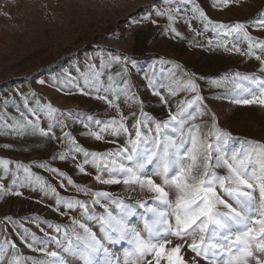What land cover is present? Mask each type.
Instances as JSON below:
<instances>
[{"label":"snow or ice","instance_id":"6c2138e0","mask_svg":"<svg viewBox=\"0 0 264 264\" xmlns=\"http://www.w3.org/2000/svg\"><path fill=\"white\" fill-rule=\"evenodd\" d=\"M230 2L231 0H212V6L219 9ZM160 4L162 7L152 5L146 9V14L141 15L140 20L130 18L127 23L151 21L155 24V13L156 17H166L169 21L168 30L175 36H181L173 25L183 20L191 27V20H197L203 26L202 31L195 32L197 36L212 31L217 38H222L217 40L216 47L223 48L225 52L254 57L260 61L261 71H264V56L256 51L259 49V53L264 54V41L253 38L247 31L246 24L216 23L196 0H160ZM253 26L257 31H264V13L254 20ZM228 38H231L230 47ZM240 39L247 42L246 51L238 46L237 41ZM207 43L211 47L213 41L209 39ZM96 59L100 61L99 66L92 58H88L85 61L86 71H81L77 66L75 71L78 75L73 76L71 72L64 70L57 77V81L63 80L66 85L76 87L81 94L93 95L94 99L115 109L118 119L94 121L97 125L102 124L99 131H92L87 123L83 126L89 129L88 135L97 141L104 139L102 133L108 129H111L109 134L112 136L124 135L126 143L123 147L114 152L95 153L76 144L70 133L65 132L58 137L54 131L56 126L59 124L61 131L66 127L53 116L58 109L51 104L42 107L39 101L34 107L30 106L23 93L20 94L22 107L14 103L18 118L9 121L0 116V134L18 137L31 134L70 144L67 152L60 153L54 159L65 161L71 155V159L75 161L76 155L82 154L84 162L77 164L78 170L88 175L84 165L91 164L96 168L94 179L98 183L123 184L130 191L139 189L152 193L153 204L145 202L138 205L151 213V217L141 218V230L133 222L137 215L136 206L125 204L121 200H111L107 192L93 193L87 188L76 186L71 178L65 177L58 169L43 163L38 165L61 178L60 187H65L63 181L66 179L67 184L75 186L78 192L92 195L94 199L91 205H99L103 213L89 212L88 202L60 197L56 188L36 176L30 166L17 163L15 171L10 173L12 162L0 159V169L6 179L11 178L13 186L12 189H7L0 183V197L21 196L22 192L16 191V187L27 186L36 190L35 185H39L45 196L49 192L56 195L53 210L60 215L66 216L77 208L82 210V219L71 217L69 227L49 224L48 227L53 228L57 235L44 232L47 239H39L34 232L23 229L22 243L33 252L55 258L52 261L33 259L32 264H69L57 251H48L50 243H55L57 248L62 249L63 253L79 264H161V261L165 264H186L181 254L184 244L166 248L171 243V237L185 242L190 239L188 249L203 258L206 264H264V143L249 142V147L228 153L223 150L225 141L221 138H228L231 134L216 127L214 114L210 133L202 132L200 124L190 123L202 117L206 110H201L204 97L200 95L195 79L187 73H183L178 79H174L175 72L170 73L165 78L170 81L167 85L154 84L149 79L147 87L152 89V95L159 97L165 106L168 105V100L160 92V88H167L168 95L172 97L185 92L193 94L192 98L178 101L175 111L168 108V118L162 121L148 116L143 111V101H139L140 115L134 120L130 130L128 117L124 116L118 101L123 97L125 103L131 107V103L138 100L136 96L129 95L127 79L129 66L135 67V61L119 54L101 55ZM113 65L119 67L115 73H110ZM176 67L179 68L178 65ZM105 73H110L107 75V85L104 80ZM119 77H123V80L117 84ZM80 79L83 80V87H79L77 83ZM40 83L44 84L45 81L41 80ZM212 83L217 84L216 81ZM232 84L235 104L264 107V79L258 80L236 73ZM8 103V100L4 101L5 106ZM42 114L50 121L47 128L41 126ZM131 115L135 117L136 113ZM30 117H35V120ZM87 119L91 121L92 117L88 116ZM209 135L213 139H209ZM108 142L115 143L114 140ZM118 157L122 158L121 162H117ZM97 161L102 163L98 164ZM219 168L226 169V174H218L216 169ZM21 170L24 173L22 180L19 176ZM153 177H158L160 183ZM257 192L259 199L256 197ZM170 193L174 194V200L169 198ZM101 198L115 204L116 211L113 212L108 204L101 203ZM221 207L227 211H221ZM87 221L95 222L98 232ZM36 226L44 231L39 223ZM142 232L146 235H142ZM113 248H119L123 252L122 261ZM17 250V243L7 237L0 241V264H6V261L9 264H19Z\"/></svg>","mask_w":264,"mask_h":264},{"label":"rangeland","instance_id":"374dc122","mask_svg":"<svg viewBox=\"0 0 264 264\" xmlns=\"http://www.w3.org/2000/svg\"><path fill=\"white\" fill-rule=\"evenodd\" d=\"M196 3L212 21L225 25L244 23L253 38L264 41V31H257L253 26L254 20L264 13V0H231L228 5L219 9L212 6V0H196ZM152 5L162 7L160 0H0V116L9 121L18 118L14 103L22 107L20 94L23 93L30 106L34 107L39 101L42 107L51 104L53 108L58 109L53 116L66 125L63 131L59 124L56 126L54 131L58 137L65 132L70 133L76 144L89 152L116 151L125 145L124 135L112 136L109 134L111 129H108L102 133L104 139L97 141L88 135L89 129L83 126L87 123L92 131H99L102 124L97 125L94 121L107 122L113 118L118 119L116 110L109 108L103 101L94 99L93 95L81 94L76 87L66 85L63 80L57 81V77H60L64 70L77 76V66L81 71H86L85 61L88 58H92L99 66L97 57L119 54L131 58L136 64L135 67L129 66L127 79L129 95L136 96L138 100L132 102L131 107L125 103L123 97L118 101L124 116L128 117L130 130L134 120L140 115L139 101H143V111L148 116L162 121L168 118V108L175 111L178 101L192 98L193 94L185 92L172 97L168 95L167 88H160V92L168 100V105L165 106L159 97L152 95V89L147 87L148 80H153L154 84L167 85L170 81L165 78L170 73L175 72L174 79L187 73L195 79L200 95L204 97L201 110H206L202 117L190 123L200 124L202 132L210 133L214 114L216 127L231 134L228 138H221L225 141L223 150L228 153L249 147V142L264 143V107L235 104L232 84L236 73L258 80L264 79L260 61L216 47L217 40L222 38H217L212 31L197 36L195 32L202 31L203 27L197 20H191V27L183 20L177 21L173 26L181 36H175L168 30L169 21L166 17H156L155 13V24L151 21L127 23L130 18L140 20V16L146 14L145 10ZM209 39L213 41L211 47L207 43ZM228 39L230 47L231 38ZM237 43L242 51L247 50L246 41L240 39ZM256 51L264 56L259 53V49ZM146 56L151 58H144ZM118 67L119 65H113L110 73H115ZM110 73H105V85ZM41 80L45 83L41 84ZM121 80L123 77H119L116 83L119 84ZM213 81L217 84L212 83ZM77 83L79 87L84 86L82 79ZM5 100L9 101L7 106L4 104ZM133 112L136 113L135 117L131 115ZM88 116L92 117L91 121L87 119ZM30 118L35 120V117ZM40 122L45 128L50 123L43 114ZM209 139L213 137L209 135ZM113 140L115 143L108 142ZM5 145L10 147L6 148ZM69 147L71 145L62 140H48L38 135L25 134L18 137L0 134V159L12 162L10 173L15 171L17 163L30 166L36 176L56 188L60 197L88 202L89 212L103 213L99 205H91L94 199L92 195L78 192L75 186L67 184L66 179L63 181L65 187H60L61 178L38 165L43 163L58 169L65 177L71 178L76 186L87 188L93 193L107 192L111 200H121L125 204L136 206L137 215L133 222L142 230L141 218H150L151 213L138 205L145 202L153 204V194L139 189L130 191L123 184L98 183L94 179L96 168L91 164L84 165L88 175L78 170L77 164L84 162L82 154L76 155L75 161L71 159V155L65 161L54 159L60 153L67 152ZM121 159L118 157L117 162H121ZM216 171L220 175L226 174L224 168ZM19 176L22 180V170ZM153 179L160 183L158 177ZM19 182L18 180V184ZM0 183L7 189L13 187L11 178L6 179L2 169ZM35 187L36 190L27 186L16 187V191L22 192L21 196L0 197V241L7 237L17 243L19 264H32L33 259H55L41 252H33L22 243L24 228L34 232L39 239H47L44 232L57 235L53 228L48 227L49 224L69 227L71 217L82 219V210L79 208L66 216L54 211L56 195L49 192V195L45 196L39 185ZM256 197L259 199L258 192ZM169 198L174 200V194L170 193ZM101 203L108 204L113 212L116 211V205L109 203L108 199L101 198ZM229 203L232 201L229 200ZM220 210L227 211L223 207ZM37 223L43 228V232L37 228ZM87 223L98 232L95 222ZM142 235L146 234L142 232ZM190 242V239L185 242L171 237V243L166 245V248L184 244L181 254L186 264H206L203 258L188 249L187 244ZM112 250L122 261L123 252L119 248ZM48 251H57L69 264H79L63 253L62 249L57 248L55 243L48 245ZM11 254L10 250L9 256ZM6 264L9 262L6 261ZM161 264L165 262L161 261Z\"/></svg>","mask_w":264,"mask_h":264},{"label":"trees","instance_id":"16d2710c","mask_svg":"<svg viewBox=\"0 0 264 264\" xmlns=\"http://www.w3.org/2000/svg\"><path fill=\"white\" fill-rule=\"evenodd\" d=\"M144 58L150 59L151 57H149V56H146V57H144Z\"/></svg>","mask_w":264,"mask_h":264}]
</instances>
